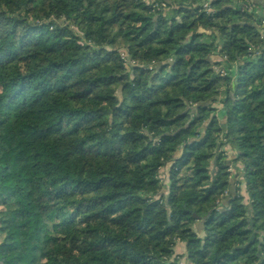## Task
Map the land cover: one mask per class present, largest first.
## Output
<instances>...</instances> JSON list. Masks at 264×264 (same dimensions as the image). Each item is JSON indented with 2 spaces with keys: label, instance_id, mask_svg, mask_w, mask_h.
I'll return each instance as SVG.
<instances>
[{
  "label": "trees",
  "instance_id": "trees-1",
  "mask_svg": "<svg viewBox=\"0 0 264 264\" xmlns=\"http://www.w3.org/2000/svg\"><path fill=\"white\" fill-rule=\"evenodd\" d=\"M157 1L0 0V264H264V0Z\"/></svg>",
  "mask_w": 264,
  "mask_h": 264
},
{
  "label": "rangeland",
  "instance_id": "rangeland-1",
  "mask_svg": "<svg viewBox=\"0 0 264 264\" xmlns=\"http://www.w3.org/2000/svg\"><path fill=\"white\" fill-rule=\"evenodd\" d=\"M141 1H144V0H141ZM146 2V1H144ZM247 8V7H246ZM250 9V7H249ZM254 10L256 12L259 11V8H255L254 7ZM62 20H58V22H61ZM72 28H74V30L77 32V33H80L79 30L75 27V26H72ZM119 53H120V56H122V54H125L130 60H132L129 55H128V52L123 48V47H120L119 49ZM135 62V61H134ZM220 69H223L222 67ZM216 106L218 107V111L216 112V115L218 116V118L220 119L221 118V113L220 111V108H221V104H216ZM225 139L222 137V141H224ZM222 150L227 154V156H233L235 154V150L228 144L226 145H223L222 147ZM235 166H232L229 171L232 173V176L236 173V170H235V167H241V164L240 162H237L234 164ZM160 176L161 178L163 179L164 182L167 183V180H166V169L162 168L160 170ZM235 178H237L235 184L238 185V192L239 194H241L243 196V201L244 203H249V199H248V194L246 192V187H245V182L243 181V178L241 176H239L238 173H236L235 175ZM234 178V179H235ZM174 257H178V263L177 264H192L190 263V261L187 259L186 257V253H185V243L184 242H181V241H177L176 245L174 246Z\"/></svg>",
  "mask_w": 264,
  "mask_h": 264
},
{
  "label": "built area",
  "instance_id": "built-area-1",
  "mask_svg": "<svg viewBox=\"0 0 264 264\" xmlns=\"http://www.w3.org/2000/svg\"><path fill=\"white\" fill-rule=\"evenodd\" d=\"M144 1H146L147 4H151L154 8H156V7H165L164 3H161V2L159 3L157 0H144ZM204 6L207 7L208 4L204 3ZM261 25L264 27V19L261 21ZM260 38H261V42H262L261 46L264 48V29L261 32ZM256 54H259V52L257 51ZM122 57L125 58V60H129V62L131 64H134V61L130 60L125 54H122ZM219 72H220L221 75H224L226 73V71L224 69H219Z\"/></svg>",
  "mask_w": 264,
  "mask_h": 264
},
{
  "label": "crops",
  "instance_id": "crops-1",
  "mask_svg": "<svg viewBox=\"0 0 264 264\" xmlns=\"http://www.w3.org/2000/svg\"><path fill=\"white\" fill-rule=\"evenodd\" d=\"M220 110H221V109H220ZM220 112H222V113H221L222 116H221L220 120L224 121V119H225V115H224L223 111H220ZM230 156H231V155H230Z\"/></svg>",
  "mask_w": 264,
  "mask_h": 264
},
{
  "label": "water",
  "instance_id": "water-1",
  "mask_svg": "<svg viewBox=\"0 0 264 264\" xmlns=\"http://www.w3.org/2000/svg\"><path fill=\"white\" fill-rule=\"evenodd\" d=\"M193 216H195V217H196V215H195V214H193Z\"/></svg>",
  "mask_w": 264,
  "mask_h": 264
}]
</instances>
